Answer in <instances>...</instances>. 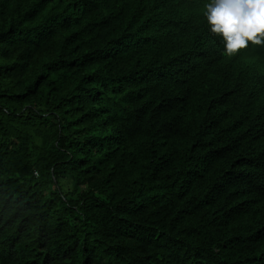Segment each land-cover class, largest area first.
Returning a JSON list of instances; mask_svg holds the SVG:
<instances>
[{"label": "trees", "instance_id": "16d2710c", "mask_svg": "<svg viewBox=\"0 0 264 264\" xmlns=\"http://www.w3.org/2000/svg\"><path fill=\"white\" fill-rule=\"evenodd\" d=\"M210 0H0V264H264V45Z\"/></svg>", "mask_w": 264, "mask_h": 264}, {"label": "clouds", "instance_id": "9594fccd", "mask_svg": "<svg viewBox=\"0 0 264 264\" xmlns=\"http://www.w3.org/2000/svg\"><path fill=\"white\" fill-rule=\"evenodd\" d=\"M205 16L210 33L222 40L225 55H235L249 45H264V3L210 0Z\"/></svg>", "mask_w": 264, "mask_h": 264}, {"label": "snow or ice", "instance_id": "6c2138e0", "mask_svg": "<svg viewBox=\"0 0 264 264\" xmlns=\"http://www.w3.org/2000/svg\"><path fill=\"white\" fill-rule=\"evenodd\" d=\"M254 2L264 3V0H254Z\"/></svg>", "mask_w": 264, "mask_h": 264}]
</instances>
